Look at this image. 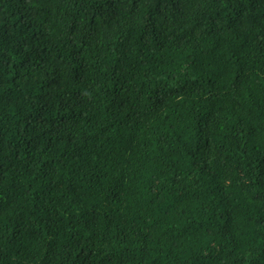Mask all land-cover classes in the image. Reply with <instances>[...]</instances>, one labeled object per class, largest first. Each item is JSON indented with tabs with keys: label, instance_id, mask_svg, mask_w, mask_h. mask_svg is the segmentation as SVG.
<instances>
[{
	"label": "trees",
	"instance_id": "trees-1",
	"mask_svg": "<svg viewBox=\"0 0 264 264\" xmlns=\"http://www.w3.org/2000/svg\"><path fill=\"white\" fill-rule=\"evenodd\" d=\"M0 264H264V0H0Z\"/></svg>",
	"mask_w": 264,
	"mask_h": 264
}]
</instances>
